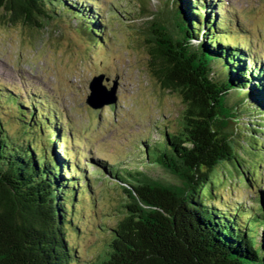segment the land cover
I'll return each mask as SVG.
<instances>
[{"label": "trees", "instance_id": "obj_1", "mask_svg": "<svg viewBox=\"0 0 264 264\" xmlns=\"http://www.w3.org/2000/svg\"><path fill=\"white\" fill-rule=\"evenodd\" d=\"M194 1L167 0L152 13L142 43L150 77L182 107L176 131L146 144L144 161L168 179L127 172L121 218L92 264H264V210L254 200L250 218L214 199L216 171L225 177L232 169L245 187L259 175V164L249 165L241 150L259 145L264 154V68L223 46L215 30L225 23L210 7L203 24ZM77 3L0 0V22L37 32L58 20L103 40L96 10ZM34 106L19 112L18 132L0 118V264H74L79 252L66 236L88 186L79 185L78 162L70 171L68 152L59 148V118Z\"/></svg>", "mask_w": 264, "mask_h": 264}, {"label": "rangeland", "instance_id": "obj_2", "mask_svg": "<svg viewBox=\"0 0 264 264\" xmlns=\"http://www.w3.org/2000/svg\"><path fill=\"white\" fill-rule=\"evenodd\" d=\"M228 1L237 10L241 23L238 30L244 34L240 33L239 41L233 42L248 44L250 41L253 55L259 61V54H264V0ZM100 3L104 7L103 19L107 21L101 42L89 32L83 35L80 28L69 26V22L64 25L58 20L51 21L48 28L37 32L27 26L0 22V86L21 92L26 103L25 92L45 99L61 113L65 125L70 122L79 135L82 133V138L75 135L76 140L73 139L77 146L68 142V148L76 153L94 149L83 151L84 161L89 160L92 165L85 172V179L89 180L93 196L87 189L80 198L66 236L68 243L79 252V261L74 264H92L109 242L110 228L121 218L120 205L125 200L123 188L126 186L121 181L127 183L126 170L141 171L154 179H168L157 165L144 161L140 143L148 135L149 143L153 144L160 140L163 131H176L182 109L180 100L161 92L150 77L148 54L142 46L152 13L163 10L165 0H101ZM229 31L235 33L234 23ZM101 73L108 78L103 83L108 89L113 81L117 83V103L113 110L105 106L95 111L85 104L89 81ZM3 101L10 102L7 96H3ZM16 116L15 110L0 102V117L10 133L19 130ZM40 140L42 137L36 139L37 143ZM241 151L247 155L249 165L259 164V176L250 187H245L242 176L232 169L225 177L216 171L214 177L220 197L214 199L219 208L229 210L236 208L237 203L242 205L245 200L255 199L258 185H264V154L259 145L244 146ZM104 156L112 164L111 174L95 171L100 165L98 158ZM240 209L247 215L250 212L246 207Z\"/></svg>", "mask_w": 264, "mask_h": 264}, {"label": "water", "instance_id": "obj_3", "mask_svg": "<svg viewBox=\"0 0 264 264\" xmlns=\"http://www.w3.org/2000/svg\"><path fill=\"white\" fill-rule=\"evenodd\" d=\"M101 77L93 79L90 83L91 94L87 99V104L93 108H100L105 104H111L115 101V88L106 92L101 85Z\"/></svg>", "mask_w": 264, "mask_h": 264}]
</instances>
